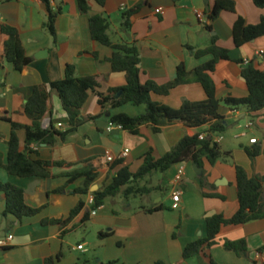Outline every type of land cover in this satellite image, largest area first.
I'll use <instances>...</instances> for the list:
<instances>
[{
    "label": "crops",
    "instance_id": "obj_1",
    "mask_svg": "<svg viewBox=\"0 0 264 264\" xmlns=\"http://www.w3.org/2000/svg\"><path fill=\"white\" fill-rule=\"evenodd\" d=\"M217 1L88 0L90 14L82 15L74 0H50L53 11L61 10L55 23L56 38L44 27L49 11L42 0L1 2L0 155L3 163H7L8 142L12 133V124L5 118L12 123L31 126L33 118L26 114L25 106L34 88L63 80L68 65L76 67L79 77L103 78L98 92H91L83 107L84 118L102 114L99 95H107L112 89L126 86V74L114 72L109 62L113 50L93 40L91 16L100 15L109 21L108 35L114 44H130L139 48L142 84L154 82L160 86L167 85L175 80L180 64H184L188 71L205 64L211 58L197 59L194 52L207 49L212 38L216 37L218 46L229 50L231 57L230 61H221L211 74L217 99L225 101L248 97L249 90L242 72L250 63L259 71H264V36L238 48L234 43V25L239 18L250 26L260 24L264 8L257 7L254 0H232L235 11H222L216 20L211 21L209 17ZM138 6L140 9L132 17L128 31L124 26L123 13ZM4 25L18 31L26 55L31 59L23 72L16 71L5 58L7 37L1 30ZM85 53L96 54L97 58ZM206 98L203 87L196 83L180 86L168 96L152 94L153 101L173 109H180L185 100L199 102ZM145 110V106L125 105L110 111L97 122L84 124L65 142L58 141L53 147L34 146L36 154H32L31 159L64 162L76 165V168L89 161L98 171L99 177L94 186L100 190L107 187L125 167L132 173L137 172L149 152L159 159L185 137L207 129H192L177 124L156 134L150 125H145L137 135L114 129L120 131L114 136V130L109 131V127H98L99 122L110 123L114 115L139 116ZM220 113L228 130L213 138L224 153L231 154L230 158L214 165L203 160L201 166L197 165L198 169H195L196 164L184 163L185 174L178 185L175 184V177L179 166L166 173L155 174L141 185L157 188L160 192H165L167 187L170 191L166 199L161 198L148 207L135 208L130 204L131 199L111 198L85 224L81 222L85 213H81L65 225H43L45 220L65 221L70 217L81 200L74 191L82 186L83 181H77L69 185L64 193L56 194L57 190L67 185V178H19L8 174L0 166V182L22 188L26 204L33 209H41V213L33 218L18 220L12 215L5 217L6 198L0 192V239L14 236L10 247L0 250V264H45L48 258L56 260V264H209L204 257L185 261V247L207 236V221L210 218L223 216L230 219L237 213V166L244 168L250 177L264 176V111L251 113L246 108L231 109L223 105ZM67 123L61 100L52 93L43 125L59 129V124L65 128ZM250 124L252 126L248 128ZM18 137L24 149L26 131H18ZM253 145L262 147V153L254 164L245 151ZM126 150L129 153L124 157ZM108 158H113V161H108ZM53 172L60 175L65 170L54 169ZM175 190L183 192L177 209L173 199ZM91 193L83 197L85 212L91 206ZM158 206L162 207L160 211L146 213V210ZM101 233L111 235L102 238ZM73 239L77 241L76 245ZM241 240L247 243L246 255L239 256L224 249L226 242ZM80 245L84 246V250L78 249ZM209 254L218 264H264V219L240 226H223Z\"/></svg>",
    "mask_w": 264,
    "mask_h": 264
},
{
    "label": "trees",
    "instance_id": "obj_2",
    "mask_svg": "<svg viewBox=\"0 0 264 264\" xmlns=\"http://www.w3.org/2000/svg\"><path fill=\"white\" fill-rule=\"evenodd\" d=\"M3 1L11 0H0ZM82 15L90 14L88 0H74ZM47 6L49 17L44 25L50 35L56 38L55 23L57 16L61 13L53 11L50 0H42ZM103 4V1H99ZM259 8H264V0H254ZM140 6L123 13L125 21L124 26L129 31L131 29V19L138 13ZM222 11H235V3L232 0H218L209 17L211 21L216 20ZM90 31L94 41L109 47L113 50V56L109 59L114 72L125 73L127 84L120 89H112L107 95H99V104L102 108V114L98 117H82V110L86 104L91 92H98L102 85L101 76L79 77L77 76L76 67L68 65L65 70V77L58 82L50 83L49 86H37L28 100L25 111L26 114L33 118L31 126H22L12 123L10 119L5 121L12 124V133L8 142L7 163H3V157L0 155V166L5 171L19 178H42L55 179L63 177L68 179L65 187L57 190L56 194H62L67 187L77 181H83L82 186L77 188L74 193L81 197L80 202L70 213V217L65 221L45 220L43 225H65L81 213H85L82 223L90 221L92 213L103 207L108 199L123 196L126 200L139 198L152 194L157 188H151L147 185H141L143 181L151 178L157 173H166L174 166L191 162L202 165L203 160H208L212 165L216 162L230 158V153H224L218 143L214 141L215 135L225 134L228 126L220 110L222 106L231 109L246 108L251 113L264 111V71H259L250 63L247 68L243 69L242 77L245 80L249 95L243 99L228 98L220 101L216 96V85L211 74L215 72L216 67L221 61H230V51L218 46V39L212 38L210 46L205 50L194 52L197 59L210 57L211 59L198 68L188 71L184 64L177 68V76L174 81L167 85L160 86L154 82L142 84L141 74V54L136 45L114 44L109 35V21L103 16L96 15L90 17ZM211 30L210 27L207 28ZM2 33L7 37L5 43V58L8 63L14 66L18 72L31 63V59L26 55L24 46L19 37L18 31L8 25L1 28ZM264 36V18L261 23L255 26L247 25L245 20L239 18L234 25V43L240 48L244 45ZM191 51L194 49L189 48ZM86 56L97 58L96 54L85 53ZM200 84L205 93L206 100L192 102L185 100L180 109H173L166 105L153 101L152 94L168 96L170 93L184 85ZM58 95L62 103V109L67 115L68 123L64 130L57 129L53 125L45 128L43 125L44 117L49 112V100L51 94ZM133 105L136 107L145 106L146 110L139 116H130L127 114H118L110 118V124L113 127H120L124 131L137 135L141 127L150 125L154 133L159 134L166 127L182 124L192 129H204L192 137H185L177 146L163 157L156 159L152 152L146 154L142 167L135 173L129 168H123L105 188L91 193L93 203L89 211L85 212L86 202L83 197L90 195L99 174L98 171L90 164L89 161L83 163L81 168L76 165L64 162H49L43 160L31 159L33 147L47 145L53 147L58 141L65 142L67 137L78 131L80 127L88 122H97L106 113L124 107ZM26 131L25 147L22 149L18 137V131ZM206 134L205 140H200V136ZM245 151L252 163L262 153L260 145H253L245 148ZM54 169H63L64 173L54 174ZM237 187L239 209L230 219L223 216L210 218L208 223V232L205 238L188 244L183 252L185 261L194 258H207L209 264L216 263L209 254L212 247L216 244V239L220 234L223 226H240L252 221L264 219V176L250 177L247 171L236 167ZM202 185L205 184L202 182ZM0 192L6 198L5 217L12 215L18 220L23 218H33L41 213V209H33L25 202V192L22 188L0 182ZM223 199V198H222ZM161 206L146 210V213L152 214L161 210ZM111 233H101L100 237H108ZM224 249L228 252L244 256L248 253L247 243L245 240L237 242H226ZM62 255L59 256L61 259ZM45 264H56V260L48 258ZM108 264H119L110 262Z\"/></svg>",
    "mask_w": 264,
    "mask_h": 264
},
{
    "label": "built area",
    "instance_id": "obj_3",
    "mask_svg": "<svg viewBox=\"0 0 264 264\" xmlns=\"http://www.w3.org/2000/svg\"><path fill=\"white\" fill-rule=\"evenodd\" d=\"M252 126V124L249 125L248 128H250ZM58 128L59 129H64V125L63 124H59L58 125ZM114 129H119V130H122L120 127H113L111 124L109 125V131H112ZM207 138V135L206 134H202L200 136V140H205ZM216 142V141H215ZM256 141H254L255 143ZM217 143V142H216ZM129 153V150H126L123 154V156H127ZM122 156V157H123ZM108 161L112 162L113 161V158H108ZM179 166V169H178V173L175 177V184L178 185L181 181H182V178L185 174V168H184V164H180L178 165ZM182 196H183V192L182 190H175L174 191V196H173V199H174V208L177 209L181 202H182ZM90 203L92 204L93 203V197L91 198L90 200ZM97 212V211H96ZM96 212H93L92 213V216H95L96 215ZM13 239H14V236L13 235H9L5 238H1L0 239V250H5V249H8L11 245V243L13 242ZM79 250H84V246L80 245L78 247Z\"/></svg>",
    "mask_w": 264,
    "mask_h": 264
},
{
    "label": "rangeland",
    "instance_id": "obj_4",
    "mask_svg": "<svg viewBox=\"0 0 264 264\" xmlns=\"http://www.w3.org/2000/svg\"><path fill=\"white\" fill-rule=\"evenodd\" d=\"M157 174H162V173H157ZM165 189H166L165 192H160L158 190H155L152 192L151 196L131 198L130 204L135 208L141 207V206H146V207L151 206V205H153V203H156L161 198H163V199L167 198V195L169 194L170 190L167 187ZM118 197H121L122 200H125V198L123 196H118ZM121 198H118V200H120ZM154 198H157V199H154ZM76 242L77 241L75 239H73L74 245H76Z\"/></svg>",
    "mask_w": 264,
    "mask_h": 264
},
{
    "label": "water",
    "instance_id": "obj_5",
    "mask_svg": "<svg viewBox=\"0 0 264 264\" xmlns=\"http://www.w3.org/2000/svg\"><path fill=\"white\" fill-rule=\"evenodd\" d=\"M247 67H248V66L246 65L244 68H247ZM109 125H110L109 122H99V123H98V127H99V128H102V129H104V128H108ZM119 132H120L119 130H114V131H112V134H113L114 136H117V135L119 134ZM195 169H198V166H197V165H195ZM96 190H98V187H97V186H94V187L91 189L92 193L95 192Z\"/></svg>",
    "mask_w": 264,
    "mask_h": 264
}]
</instances>
